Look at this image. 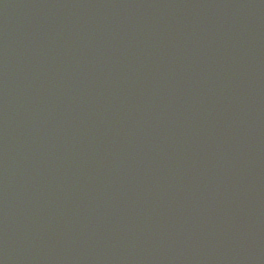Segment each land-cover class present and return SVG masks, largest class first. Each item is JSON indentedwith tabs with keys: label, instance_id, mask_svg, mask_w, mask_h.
I'll return each instance as SVG.
<instances>
[{
	"label": "water",
	"instance_id": "obj_1",
	"mask_svg": "<svg viewBox=\"0 0 264 264\" xmlns=\"http://www.w3.org/2000/svg\"><path fill=\"white\" fill-rule=\"evenodd\" d=\"M0 264H264V0H0Z\"/></svg>",
	"mask_w": 264,
	"mask_h": 264
}]
</instances>
